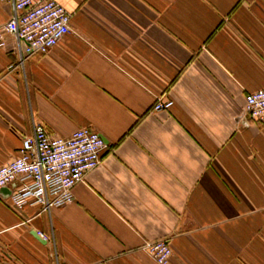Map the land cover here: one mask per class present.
<instances>
[{
  "label": "crops",
  "instance_id": "obj_1",
  "mask_svg": "<svg viewBox=\"0 0 264 264\" xmlns=\"http://www.w3.org/2000/svg\"><path fill=\"white\" fill-rule=\"evenodd\" d=\"M55 1L70 31L20 63L0 0V165L35 123L106 145L49 212L13 205L19 180L0 188V264H157L156 239L168 264H264V124L244 112L264 88V0Z\"/></svg>",
  "mask_w": 264,
  "mask_h": 264
},
{
  "label": "built area",
  "instance_id": "obj_2",
  "mask_svg": "<svg viewBox=\"0 0 264 264\" xmlns=\"http://www.w3.org/2000/svg\"><path fill=\"white\" fill-rule=\"evenodd\" d=\"M11 2L12 12L1 31L15 36L20 63L32 55L47 53L71 29V13L55 0ZM172 104L170 99L157 97L151 110H166ZM244 112L250 120L264 124V88L245 94ZM105 145L100 135L87 127L58 137L35 123L32 135L23 137L18 155L0 165V188L19 180V188L11 195L13 205L21 209L37 203L41 211L49 212L73 201V188L100 164ZM141 248L157 264L169 263L172 250L166 239L147 240Z\"/></svg>",
  "mask_w": 264,
  "mask_h": 264
},
{
  "label": "water",
  "instance_id": "obj_3",
  "mask_svg": "<svg viewBox=\"0 0 264 264\" xmlns=\"http://www.w3.org/2000/svg\"><path fill=\"white\" fill-rule=\"evenodd\" d=\"M101 137V136H100ZM102 138V137H101ZM102 140L105 142V140L102 138Z\"/></svg>",
  "mask_w": 264,
  "mask_h": 264
}]
</instances>
